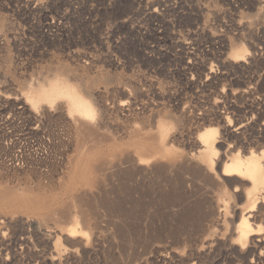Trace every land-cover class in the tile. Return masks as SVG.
<instances>
[{"label":"rangeland","instance_id":"obj_1","mask_svg":"<svg viewBox=\"0 0 264 264\" xmlns=\"http://www.w3.org/2000/svg\"><path fill=\"white\" fill-rule=\"evenodd\" d=\"M24 1L0 9V104L24 116L0 144V264H264V0ZM237 156L258 182L221 174Z\"/></svg>","mask_w":264,"mask_h":264},{"label":"bare ground","instance_id":"obj_2","mask_svg":"<svg viewBox=\"0 0 264 264\" xmlns=\"http://www.w3.org/2000/svg\"><path fill=\"white\" fill-rule=\"evenodd\" d=\"M41 10V9H40ZM243 54H244V49L243 48H239L238 50H236V59H241V57L243 56ZM59 85V84H58ZM30 97V96H29ZM29 97H28V99H29ZM25 100H26V98H25ZM27 102V101H26ZM86 103V105L88 104L87 102H85ZM90 105V104H89ZM30 106V105H29ZM74 108V107H73ZM87 111V110H86ZM91 111V110H90ZM83 112V111H82ZM93 113V112H92ZM81 114V113H80ZM83 116V115H82ZM85 116V115H84ZM90 116H92V115H90ZM226 128H228V127H226ZM252 130V129H251ZM213 133H215V128L214 127H207V128H205V130L203 131V135H202V139H200L197 143V147H200L199 148V152L201 153V155L202 156H206V155H208L209 154V152L212 150V148H213V143H212V141L209 139V136L211 135V134H213ZM228 133V132H227ZM234 133V132H233ZM237 135V134H236ZM156 137H157V135H155ZM159 138V137H158ZM165 140V139H164ZM145 145H147V144H145ZM167 147V146H166ZM165 148V147H164ZM156 152V151H155ZM264 155V154H263ZM125 156V155H124ZM154 156V153H153V151L152 152H149V151H145V152H143V153H140L139 154V156H138V160H137V162H136V164H138V165H140V164H142V162H141V160H142V158H152ZM217 157V156H216ZM261 157V156H260ZM124 158V157H123ZM126 158V157H125ZM175 158V157H174ZM182 158V157H181ZM214 158H215V156H214ZM243 158V157H242ZM245 158V157H244ZM216 159V158H215ZM264 159V158H263ZM122 160H125V159H122ZM132 160V159H131ZM169 160V159H168ZM260 160V159H259ZM125 162H127L128 163V161H127V159H126V161ZM124 162V163H125ZM169 163H167L168 164V166H172V168H175V172H176V168L178 167L179 168V165H176L177 164V161L176 160H170V161H168ZM205 162V161H204ZM123 163V162H122ZM123 163V164H124ZM159 163V162H158ZM206 163V162H205ZM216 163V162H215ZM259 162H257V160L255 159V158H253V157H250V158H247V159H245V160H242L239 156H237V158H235V159H233V160H229V163H224V165H223V169H222V171H221V174L222 175H224V176H232V175H237V173H242V174H246V175H248V176H250V177H252L253 178V180L254 181H256V182H258V180L259 179H261L262 177H261V170H263V169H260V166H259V164H258ZM152 164V163H151ZM162 164V163H161ZM164 164V163H163ZM182 164H184V162L182 163ZM181 164V165H182ZM154 165H157L156 163L154 164ZM180 165V166H181ZM185 165V164H184ZM161 166V165H160ZM163 166V165H162ZM167 166V165H166ZM153 167V166H152ZM164 167V166H163ZM162 167V168H163ZM182 167H183V165H182ZM189 167V166H188ZM188 167L186 168L187 170H188ZM159 168H161V167H159ZM183 168H185V166L183 167ZM191 168V167H190ZM198 168V167H197ZM197 168H196V170H197ZM200 168V167H199ZM198 168V170H202L201 168L199 169ZM125 169V168H124ZM137 169V168H136ZM139 169V168H138ZM166 169V168H165ZM123 170V169H122ZM157 170V169H156ZM178 170H180V169H178ZM125 171V170H124ZM153 171H155V170H153ZM162 171V170H161ZM172 171H174V170H172ZM189 171V173H190V169L188 170ZM191 171H192V169H191ZM129 172V171H128ZM156 172V171H155ZM158 172V171H157ZM156 172V173H157ZM160 172V171H159ZM174 172V173H175ZM179 172H181L180 173V178L182 177L181 175H183V173H184V171L182 172V171H179ZM194 171H192V173H193ZM198 172V171H197ZM140 173V172H139ZM154 173V172H153ZM162 173H163V171H162ZM161 173V174H162ZM186 173V172H185ZM188 174V173H187ZM194 174V173H193ZM199 174H201L200 172L197 174V175H199ZM133 175H136V173L135 174H133ZM157 175V174H156ZM177 175V174H176ZM197 175L196 176H194V177H197ZM201 175H203V174H201ZM200 175V176H201ZM245 175V176H246ZM140 177H141V173H140V175H139ZM143 176V175H142ZM162 175H160L159 174V176L157 175V177H161ZM166 176H168V175H166ZM186 176V175H185ZM184 176V178H186ZM199 176V177H200ZM203 176H205V174L203 175ZM144 177V176H143ZM156 177V178H157ZM189 177L191 178L192 177V180H193V176L191 175L190 176V174H189ZM202 177V176H201ZM200 177V178H201ZM206 177V176H205ZM204 177V178H205ZM207 177H209V176H207ZM247 177V176H246ZM163 178L164 177H162V178H160L161 180L160 181H162L163 180ZM179 178V179H180ZM189 178V181L191 180ZM198 178V177H197ZM203 178V177H202ZM245 178V177H244ZM174 179H176V178H174ZM195 179V178H194ZM210 179H211V177H210ZM249 179V178H248ZM133 180H134V178H133ZM154 180V179H153ZM152 180V181H153ZM158 180H159V178H158ZM166 180H167V177H166ZM168 180H170V178L168 179ZM180 180H182V178L180 179ZM185 181L187 180L188 181V179H184ZM196 180V179H195ZM194 180V181H195ZM198 180V179H197ZM202 180V179H201ZM205 180H208L209 181V179H205ZM205 180H203V181H205ZM250 180V179H249ZM159 181V182H160ZM172 181V180H171ZM177 182H178V178H177V180H176ZM194 181H192L191 183L192 184H194L193 182ZM199 181V180H198ZM203 181H201V182H203ZM211 181H213V180H211ZM166 182V181H165ZM122 183V182H121ZM154 183V182H153ZM170 183V182H169ZM182 183H186V182H184V181H182ZM189 183V182H188ZM191 183H190V185H191ZM205 183V182H204ZM203 183V184H204ZM209 184H210V182H208ZM207 183V184H208ZM156 184V183H155ZM180 185H181V183H179ZM196 184H199V183H195V185ZM202 184V185H203ZM206 184V183H205ZM252 184V183H251ZM159 185V184H158ZM168 185V184H167ZM179 185V186H180ZM201 185V184H200ZM201 185V186H202ZM210 185H212V184H210ZM209 185V187H211ZM124 186V185H123ZM136 186V185H135ZM140 186H141V184H140ZM156 186V185H155ZM160 186V185H159ZM204 186V187H203ZM202 187H203V189H205V185H203ZM238 186V185H237ZM193 187V186H192ZM250 187V186H249ZM174 188V187H173ZM137 189V188H136ZM175 189V188H174ZM201 189V188H200ZM203 189H201V190H203ZM249 190H250V188H248ZM196 190V189H195ZM139 191V190H138ZM143 191V190H142ZM147 191V190H146ZM155 191V190H154ZM242 191V190H241ZM177 192H178V189H177ZM176 192V193H177ZM205 192V191H204ZM215 192V191H214ZM246 192H247V190H246ZM156 193V192H155ZM201 193H203V192H201ZM248 194V193H247ZM172 195H174V194H172ZM191 195V194H190ZM215 195H217V193L215 194ZM222 195V194H221ZM245 195V194H244ZM130 196V195H129ZM161 196V195H160ZM176 196V195H175ZM171 197V196H170ZM155 198V197H154ZM173 198V197H172ZM223 198V197H222ZM138 199V198H137ZM181 199V198H180ZM204 199H205V197H204ZM207 199V198H206ZM132 200V199H131ZM151 200V199H150ZM164 200V199H163ZM174 200H176V199H174ZM223 200V199H222ZM189 201V200H188ZM200 201V200H199ZM201 201H204V200H201ZM207 201V200H206ZM205 201V202H206ZM225 201V200H224ZM223 201V202H224ZM175 202V201H174ZM173 203V202H172ZM176 203H177V201H176ZM187 203V202H186ZM197 203H199V202H197ZM196 202H195V204H197ZM211 203V202H210ZM225 204H226V202H224ZM180 204V203H179ZM178 204V205H179ZM189 204V203H188ZM194 204V203H193ZM194 204V205H195ZM208 204V203H207ZM109 205V204H108ZM130 205V204H129ZM170 205L172 206V208H174V203H173V205L170 203ZM175 205H177V204H175ZM181 205V204H180ZM179 205V206H180ZM186 205V204H185ZM200 205V204H199ZM198 204L197 205H195L196 206V209H197V207L199 206ZM202 205V204H201ZM137 206V205H136ZM140 206V205H139ZM155 206V205H154ZM178 206V207H179ZM187 206V205H186ZM189 206V205H188ZM187 206V207H188ZM232 206V205H231ZM259 206V205H258ZM141 207V206H140ZM183 207H184V205H183ZM230 207V206H229ZM130 208V207H129ZM133 207H131V209H132ZM172 208H170V209H172ZM182 208V207H181ZM189 208H190V206H189ZM195 208V207H194ZM231 208V207H230ZM258 208V207H257ZM260 208H261V206H260ZM259 208V209H260ZM130 209V210H131ZM175 209V208H174ZM174 209H172V210H174ZM184 209V208H183ZM225 209V208H224ZM254 209V208H253ZM252 209V210H253ZM139 210V209H138ZM199 210V209H198ZM180 211H182V210H180ZM196 211V210H195ZM200 211V210H199ZM207 211V210H206ZM219 211H220V209H219ZM222 211H223V209H222ZM225 211H226V209H225ZM230 211V210H229ZM246 211V210H245ZM128 212V211H127ZM182 212H184V211H182ZM187 212H188V210H187ZM191 212V211H190ZM201 212V211H200ZM228 212V211H227ZM172 216H173V214L175 213V211L173 212V213H171V212H169ZM178 213V212H177ZM186 213V212H185ZM189 213V212H188ZM206 213V212H205ZM244 213V212H243ZM242 213V214H243ZM193 214V213H192ZM191 214V215H192ZM195 214H197V213H195ZM195 214H194V216H195ZM202 215H203V213H201ZM207 214V213H206ZM225 214V213H224ZM134 215V214H133ZM175 215V214H174ZM207 215H209V213L207 214ZM172 216H169V217H172ZM177 216V215H176ZM187 216H188V218H189V216H190V213L189 214H187ZM193 216V215H192ZM206 216V215H205ZM204 216V217H205ZM243 216V215H242ZM69 217V216H68ZM68 217H66V218H68ZM197 216H195V218H196ZM202 217V216H201ZM257 217V216H256ZM124 218V217H123ZM176 218H179V215H178V217H176ZM203 218V217H202ZM202 218H199V220L201 219L202 220ZM207 218V217H206ZM120 219V218H119ZM175 219V218H174ZM182 219H183V217H182ZM185 220L187 219V217H185L184 218ZM225 219V218H224ZM118 220V219H117ZM172 220H173V218H172ZM176 220H178V219H176ZM199 220H198V222H199ZM230 220V219H229ZM228 220V221H229ZM250 220V219H249ZM248 220V221H249ZM72 221V220H71ZM115 221V220H114ZM175 221V220H174ZM193 221H196V220H194V218H193ZM203 221V220H202ZM184 222V220L182 221V223ZM190 222H191V220H190ZM197 222V221H196ZM256 222V221H255ZM138 223H140V222H138ZM166 223V222H165ZM174 223V222H173ZM181 223V222H180ZM181 223V225H182V227L184 226L183 224ZM186 223V222H185ZM195 223V222H194ZM223 223H224V220H223ZM188 224V223H187ZM199 224V223H198ZM197 224V226L199 227V225ZM129 225V224H128ZM127 225V226H128ZM168 225V224H167ZM194 225V227H196V223L195 224H193ZM248 225H249V223L247 224V218H242V220H241V222L239 223V225L237 226L238 227V232H239V234H243L244 232H246L247 231V227H248ZM171 227V226H170ZM179 227V226H178ZM181 227V228H182ZM185 227V226H184ZM183 227V228H184ZM191 227V226H190ZM189 227V228H190ZM232 227V226H231ZM180 228V227H179ZM214 228V227H213ZM212 228V229H213ZM215 228H216V226H215ZM174 229V228H173ZM172 229V230H173ZM185 229H188L187 228V226L185 227ZM211 229V228H210ZM231 229V228H230ZM237 229V228H236ZM250 229V228H249ZM253 229V228H252ZM184 230V229H183ZM194 230V229H193ZM196 230V229H195ZM195 230H194V232H195ZM254 230V229H253ZM252 230V231H253ZM80 231V230H79ZM209 231V230H208ZM211 231V230H210ZM230 231V230H229ZM248 231H250V230H248ZM190 232V231H189ZM212 232H214V231H212ZM180 233H182L181 231H180ZM193 233V232H192ZM191 233V234H192ZM78 234V233H77ZM214 234V233H213ZM70 235H73V234H70ZM153 236V235H152ZM207 236V235H206ZM206 236H204V237H206ZM227 237V236H226ZM240 237V236H239ZM243 237V236H242ZM156 238V237H155ZM241 238V237H240ZM142 239V238H141ZM152 239V238H151ZM157 239V238H156ZM172 239V238H171ZM178 239V238H177ZM191 239H192V237H191ZM246 239V238H245ZM244 239V240H245ZM137 240V239H136ZM241 240H242V238H241ZM112 241V240H111ZM214 241V240H213ZM215 241H217L218 242V240H215ZM220 241V240H219ZM237 242V241H236ZM139 243V242H138ZM142 243V242H141ZM213 243V242H212ZM126 245V244H125ZM124 245V246H125ZM204 246V245H203ZM212 246V245H211ZM241 247V246H240ZM248 249V248H247ZM248 252V251H247Z\"/></svg>","mask_w":264,"mask_h":264},{"label":"built area","instance_id":"obj_3","mask_svg":"<svg viewBox=\"0 0 264 264\" xmlns=\"http://www.w3.org/2000/svg\"><path fill=\"white\" fill-rule=\"evenodd\" d=\"M13 0H0V9H12ZM217 9H237L244 0H217ZM51 5H48L46 1L39 0H25L21 5V9H82L87 5L85 9H105L102 6H95L93 3H89L87 0H52ZM4 107L0 104V144L3 148L9 147V142L15 137L16 132L14 126L10 124H16L20 127L21 119L24 116L21 115L22 106H18L16 110L5 111ZM16 165H10L8 168L14 169Z\"/></svg>","mask_w":264,"mask_h":264}]
</instances>
